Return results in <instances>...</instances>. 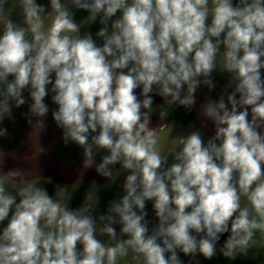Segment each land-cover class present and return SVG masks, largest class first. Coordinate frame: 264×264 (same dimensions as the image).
<instances>
[{
	"label": "clouds",
	"instance_id": "obj_1",
	"mask_svg": "<svg viewBox=\"0 0 264 264\" xmlns=\"http://www.w3.org/2000/svg\"><path fill=\"white\" fill-rule=\"evenodd\" d=\"M97 22L95 38L82 31ZM214 73L227 82L198 105ZM26 104L30 128L46 131L51 113L106 183L73 208L68 185L49 194L0 169V264H201L264 249V0H0V139ZM174 108L201 128L173 135Z\"/></svg>",
	"mask_w": 264,
	"mask_h": 264
},
{
	"label": "crops",
	"instance_id": "obj_2",
	"mask_svg": "<svg viewBox=\"0 0 264 264\" xmlns=\"http://www.w3.org/2000/svg\"><path fill=\"white\" fill-rule=\"evenodd\" d=\"M213 75L216 88L210 94L207 88L198 90V105L204 101L206 95H210L212 99H217L226 84V76L217 73ZM48 102L53 109L56 107L52 104L50 97L47 100ZM155 103H161L159 97L155 98ZM178 109L174 108L172 110L173 114L168 117L169 121L171 119L175 124L192 125L195 129L201 128L202 118H197L195 111L190 113V119L183 123L178 119ZM20 115L15 116V122L4 121V126L9 131V138L0 139V148L6 153L5 157L0 159V169L4 171L11 168L21 169L26 179H44L47 181L44 184L53 188L56 183L63 185V181L73 184L77 166L82 171L89 172V175H93L94 168L86 170L81 167V150L73 144H69L67 147L63 145L60 130L56 128L50 116L46 120L47 130L37 133L27 125L26 120L23 122L24 124L20 123V118H23ZM157 122L158 114L154 113L152 123L155 126ZM202 131L205 139L214 134L211 121L207 122V127L203 128ZM41 147L46 151L42 153L40 151ZM44 175H46V178H43ZM48 181H51V183H48Z\"/></svg>",
	"mask_w": 264,
	"mask_h": 264
},
{
	"label": "rangeland",
	"instance_id": "obj_3",
	"mask_svg": "<svg viewBox=\"0 0 264 264\" xmlns=\"http://www.w3.org/2000/svg\"><path fill=\"white\" fill-rule=\"evenodd\" d=\"M43 2H47V0H43ZM87 15V13L83 12V11H78L76 12V16L75 19L76 21L79 23L85 16ZM16 17H14L15 19ZM101 26L99 25V23H93L90 26H87L85 29H82V31H90L93 34V37L95 38V33L99 30ZM97 43L100 44L102 43L100 40H97ZM27 95V94H25ZM48 98L46 99V103H47ZM49 104V102H48ZM50 106V104H49ZM50 108H52L50 106ZM27 111V104L22 106L19 109H15L14 110V116H18L19 114L20 117L23 116L22 113H25ZM172 111H171V115H172ZM49 116L51 117V113H49ZM25 117L23 116V118H20V123L24 124L23 122L25 121ZM169 122H172L171 119ZM192 125H187V124H175V129L173 131V135H177V134H181V133H186L187 131L190 130H194L195 128ZM97 162H99V157H97ZM82 167V166H81ZM119 167V166H117ZM48 171V170H47ZM90 173L87 171H82V169H79V167H76V172L74 177V183L71 184V182L67 183L65 181H63V185H68L69 186V191L73 190V199L71 201V207L75 208L77 207L83 200L84 198V194H85V190L90 188V187H94V185H92L93 181L98 182L100 185H104L106 183L105 179L98 176L95 172L93 173V175H89ZM43 178H46V175H44ZM123 175L121 177L118 178V180L112 184L111 188H104L100 191L99 196H100V205H99V212H103L105 207L108 204V201L111 200L114 195L116 194H121L122 195V191L120 188V185L123 182ZM37 180V179H34ZM41 183H47L46 180L44 179H38ZM80 181L82 183L78 184L77 182ZM45 186L48 188L49 194H54V188L51 186H48L47 184H45ZM105 187H107L105 185ZM75 189V190H74ZM147 210L149 212V217L148 219L152 220L153 223H155V220L153 219L154 217V213L152 211V207H151V202H148L147 204ZM254 251H258L259 254L256 255L255 258L252 257V255L250 254L249 257L247 258H237L235 261H227L225 260L223 257H216L215 259L211 260V261H205L203 260V258H199L201 261V264H264V249H256ZM183 259H187L182 257Z\"/></svg>",
	"mask_w": 264,
	"mask_h": 264
},
{
	"label": "trees",
	"instance_id": "obj_4",
	"mask_svg": "<svg viewBox=\"0 0 264 264\" xmlns=\"http://www.w3.org/2000/svg\"><path fill=\"white\" fill-rule=\"evenodd\" d=\"M190 117H191L190 113H186L185 111L182 114L178 115V119L183 123L187 122L190 119Z\"/></svg>",
	"mask_w": 264,
	"mask_h": 264
},
{
	"label": "built area",
	"instance_id": "obj_5",
	"mask_svg": "<svg viewBox=\"0 0 264 264\" xmlns=\"http://www.w3.org/2000/svg\"><path fill=\"white\" fill-rule=\"evenodd\" d=\"M182 111H183V109H180V108L177 110L179 115L182 114Z\"/></svg>",
	"mask_w": 264,
	"mask_h": 264
},
{
	"label": "flooded vegetation",
	"instance_id": "obj_6",
	"mask_svg": "<svg viewBox=\"0 0 264 264\" xmlns=\"http://www.w3.org/2000/svg\"><path fill=\"white\" fill-rule=\"evenodd\" d=\"M222 242V241H221Z\"/></svg>",
	"mask_w": 264,
	"mask_h": 264
}]
</instances>
